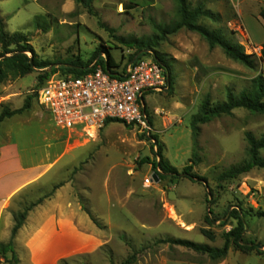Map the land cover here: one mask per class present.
<instances>
[{
    "label": "rangeland",
    "instance_id": "rangeland-1",
    "mask_svg": "<svg viewBox=\"0 0 264 264\" xmlns=\"http://www.w3.org/2000/svg\"><path fill=\"white\" fill-rule=\"evenodd\" d=\"M188 2L218 18L200 25L259 57L255 45L264 39V25L255 16L264 0ZM125 4L132 9L125 10ZM175 12L173 0H94L90 8L74 0H0L5 31L26 41L38 61L51 64L0 84V113L27 105L0 127V147L14 144L20 154L15 177L29 172L0 212V243L12 242L19 264H264V218L257 215L264 212V169L219 179L247 159V134L264 138V116L240 108L200 125L196 138L190 128L203 98L218 103L228 91L239 94L253 78L264 80V64L233 61L196 31L165 34ZM148 40L152 49L139 56L160 55L172 80L163 92L142 97L149 130L120 122L96 130H62L38 104V77L44 73L63 77L80 62L96 68L106 59L105 48L118 74L136 51L127 43ZM153 138L170 166L178 172L191 166L204 180L158 179L150 164L157 152ZM259 156L264 159V149ZM39 201L11 239L13 215ZM234 212L243 218L244 241L263 246L260 254L231 248L224 260L211 262L176 243L222 247L224 234L237 225ZM203 229L214 234L213 242ZM0 264L9 263L0 258Z\"/></svg>",
    "mask_w": 264,
    "mask_h": 264
},
{
    "label": "trees",
    "instance_id": "trees-1",
    "mask_svg": "<svg viewBox=\"0 0 264 264\" xmlns=\"http://www.w3.org/2000/svg\"><path fill=\"white\" fill-rule=\"evenodd\" d=\"M78 4H81L84 8H90L91 3L94 0H74ZM176 4L175 20L170 24L168 28L164 30L165 34H172L177 32L182 28L188 30L196 31L199 33L205 41L208 43L210 48L220 47L226 57L232 59L233 61L239 62L245 66L252 65L253 59H256L260 63L264 64V44L261 46L259 57H256L255 54L246 55L241 46L236 44H231L223 38L217 31H210L207 28L199 24L201 20L209 19L213 22H217L218 18L215 14H212L210 10H206L202 5L192 7L188 0H173ZM132 5H124L125 10L132 9ZM259 17L264 20V7L259 11ZM129 47H135L136 51L128 59V63L136 62L141 60L146 54L140 53L148 49H152L153 43L148 40L147 42L142 41H131L127 43ZM0 84L8 81L10 79H16L24 77L25 75L33 72V69L43 70L51 65L48 62L38 61L36 54L33 48L24 41L18 35H9L5 31V26L3 19L0 16ZM104 54L106 55L105 61H98V65L101 68L110 74L116 75L117 73L113 72V68H119L118 64L113 60L108 50L103 49ZM27 53H30V57L27 56ZM152 60L160 67H163L166 71L168 77L169 88L172 85L171 74L168 70V67L164 63L160 55L154 54ZM89 63H78L73 65L72 68H67V73L64 76L72 75L79 77L86 75L95 70L94 67H89ZM107 66V68H106ZM53 71L50 72V74ZM50 74H43L38 77L39 85L42 86L44 82L49 79ZM63 76V77H64ZM27 108V105L24 108L19 110H9L4 109L0 113V126L2 122L8 118H11L14 115L20 114L23 110ZM245 109L250 113L259 114L264 116V80L261 76L253 78L250 82L248 88L241 91L239 94H233L231 91H228L226 100L223 102L212 103L210 98L206 96L201 101L198 110L195 115H193L190 128L191 133L194 138L198 135L199 126L210 122L214 118L221 117L223 115H231L232 111L235 109ZM111 122H119L117 120L106 121L105 124ZM149 122V121H148ZM121 123V122H120ZM150 124V123H149ZM155 144H153L152 149L157 147V152H153L155 160L150 162L153 172L162 180L167 176L175 177H185L192 182L203 181V178L193 174L192 167L187 166L181 172H178L176 168L170 166L168 162L164 159L161 151V146L158 144L156 138H153ZM247 141V159L242 163L232 166L229 170L223 172L219 179L221 181L233 180L237 177L250 172L253 168L264 169V159L259 156V151L264 149V138L255 139L252 135H246ZM146 161H149L146 159ZM41 201L31 204L29 207L25 208L22 211H19L13 215V227L11 229V239H13L17 232L23 226L27 214L31 209L39 205ZM86 213L91 217L95 225H99L97 220L94 219L89 212ZM235 220L237 225L224 234L223 239L224 243L220 248H211L208 246L198 245L189 241L178 240L176 243L185 248L192 250L193 252L201 255H205L211 262L222 261L227 257L229 250L232 248L234 251H238L243 254L250 253L252 251L260 254L257 246H254L253 243H246L243 239L244 232V221L243 218L238 215V212H234ZM257 215L261 218H264V212H257ZM205 222L207 224H212L210 218L205 217ZM201 234L210 242L215 240L214 234L208 230H201ZM11 254V258L8 260L7 254ZM0 258L4 262L9 264H19V260L13 248L12 242L8 244L0 243Z\"/></svg>",
    "mask_w": 264,
    "mask_h": 264
},
{
    "label": "built area",
    "instance_id": "built-area-1",
    "mask_svg": "<svg viewBox=\"0 0 264 264\" xmlns=\"http://www.w3.org/2000/svg\"><path fill=\"white\" fill-rule=\"evenodd\" d=\"M168 88L165 69L152 58H142L125 64L116 75L97 66L79 77H51L38 89L37 101L62 130H96L106 121L117 120L146 131L150 125L144 93Z\"/></svg>",
    "mask_w": 264,
    "mask_h": 264
},
{
    "label": "crops",
    "instance_id": "crops-1",
    "mask_svg": "<svg viewBox=\"0 0 264 264\" xmlns=\"http://www.w3.org/2000/svg\"><path fill=\"white\" fill-rule=\"evenodd\" d=\"M255 18L257 23H260V25L262 26L264 25V20H262L259 17V13L256 14ZM263 44H264V39H262L259 43H257V45H255V47L259 49V52ZM8 120L9 119L4 120L2 124ZM19 159H20V154L17 150L16 145L10 144V145H3L2 147H0V212L3 209L4 202L6 201V199L11 195L17 193V191L21 188V184L23 183V181H25L23 180L25 178L23 176L29 173V172L20 171L19 175L15 177L14 173L17 167H19L20 165ZM30 180H32V178H28L27 182H29ZM224 263L225 262L223 261L220 264H224ZM160 264H196V263L165 260ZM206 264H212V263H206Z\"/></svg>",
    "mask_w": 264,
    "mask_h": 264
},
{
    "label": "water",
    "instance_id": "water-1",
    "mask_svg": "<svg viewBox=\"0 0 264 264\" xmlns=\"http://www.w3.org/2000/svg\"><path fill=\"white\" fill-rule=\"evenodd\" d=\"M106 68H107V66H106ZM257 248H258V250H261L263 248V246L258 245Z\"/></svg>",
    "mask_w": 264,
    "mask_h": 264
}]
</instances>
